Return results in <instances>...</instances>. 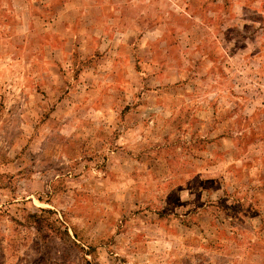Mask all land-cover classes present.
<instances>
[{"label": "rangeland", "instance_id": "rangeland-1", "mask_svg": "<svg viewBox=\"0 0 264 264\" xmlns=\"http://www.w3.org/2000/svg\"><path fill=\"white\" fill-rule=\"evenodd\" d=\"M0 264H264V0H0Z\"/></svg>", "mask_w": 264, "mask_h": 264}]
</instances>
